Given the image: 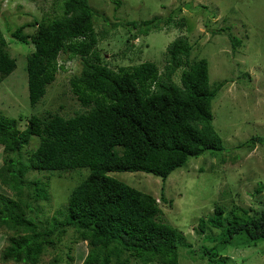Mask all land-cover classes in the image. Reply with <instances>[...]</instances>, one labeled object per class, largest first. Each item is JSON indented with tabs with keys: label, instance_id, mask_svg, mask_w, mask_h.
<instances>
[{
	"label": "trees",
	"instance_id": "1",
	"mask_svg": "<svg viewBox=\"0 0 264 264\" xmlns=\"http://www.w3.org/2000/svg\"><path fill=\"white\" fill-rule=\"evenodd\" d=\"M56 2L53 16L9 33L15 42L33 47L25 67L29 105L35 108L42 101L66 61L77 60L79 69L68 86L82 110L61 115L58 110L65 105H59L55 111L32 115L23 131L17 128V120L0 115V186L10 192L0 189V244L4 238L6 242L0 264H42L46 252L64 237H68V252L49 264L75 263L69 253L79 244L77 264H180L179 249L190 248L183 232L160 221L162 212L154 197L109 174L145 173L165 182L189 159L206 151L222 152L211 104L223 82L210 89L208 63L191 57L193 48L185 36L167 45L162 70L152 62L114 69L102 57L99 41L118 26L125 31V45L151 32L185 28L184 20L174 19L173 12L166 18L117 25L108 23L89 0ZM108 3L115 10L122 5L119 0ZM101 21L106 26L95 32ZM28 27L34 28L33 33L24 32ZM222 32L226 30L212 34ZM15 69L16 61L0 33V83ZM31 137H37L39 145L22 155ZM262 143L264 139L253 137L247 146ZM81 170L88 174L69 193L65 210L43 224L38 203L49 199L48 182L30 179L28 174ZM260 191L261 186L256 194ZM239 211L243 218L227 215L216 205L210 217L199 220L198 231L218 230L222 248L237 238L255 247L264 240V203L256 211ZM218 251L187 252L208 264H226Z\"/></svg>",
	"mask_w": 264,
	"mask_h": 264
},
{
	"label": "rangeland",
	"instance_id": "2",
	"mask_svg": "<svg viewBox=\"0 0 264 264\" xmlns=\"http://www.w3.org/2000/svg\"><path fill=\"white\" fill-rule=\"evenodd\" d=\"M119 1L122 5L116 10L108 0H89V4L110 24L141 23L155 16L166 18L173 12L174 19L184 20L185 28L151 32L125 45V31L118 26L99 41L102 57L114 69L152 62L162 70L167 45L176 38L187 37L193 48L191 57L208 63L210 89L214 90L223 82L211 110L213 127L223 141L224 150L206 151L197 159H189L184 168L174 171L165 182L145 173H111L109 176L158 200L162 212L160 221L183 232L186 243L190 244L188 249H179L180 264H208L205 258L188 254L190 250L200 252L204 248H218L219 257L226 259V264H264V240L257 241L253 247L237 238L222 248L218 230L207 229L204 234L198 231L199 220L210 217L216 205L227 215L240 214L243 218L240 209L256 211L264 203V143L247 146L250 138L264 139V0ZM55 11L56 0H0V33L16 61V69L0 83V115L17 120L20 131L26 129V121L32 115L49 109L55 111L59 105H65V109L58 110L61 115L72 116L74 111L82 110L70 96L68 86L70 76L79 69L77 60L60 61L65 70L58 72L55 82L35 108L29 105L25 67L33 47L10 37L9 31L40 22L43 17L53 16ZM104 25L102 21L97 22L95 32ZM221 28L226 33L212 34ZM33 31L30 27L24 30L28 34ZM179 75L180 71L174 77L177 83ZM38 145L39 139L31 137L21 154H30ZM1 155L0 148V165ZM87 174V170L28 174L30 179L48 182L49 199L38 203L43 224L53 214L65 210L69 193ZM260 186L261 191L256 194ZM0 189L10 194L1 186ZM67 238L46 252L42 264H49L55 256L62 255L64 259L69 246ZM4 239L2 246L6 244ZM80 246H72L69 253L76 259L73 264H77ZM130 264L137 263L131 261Z\"/></svg>",
	"mask_w": 264,
	"mask_h": 264
},
{
	"label": "clouds",
	"instance_id": "3",
	"mask_svg": "<svg viewBox=\"0 0 264 264\" xmlns=\"http://www.w3.org/2000/svg\"><path fill=\"white\" fill-rule=\"evenodd\" d=\"M156 203L158 204V200L156 199ZM152 264H155V263H152Z\"/></svg>",
	"mask_w": 264,
	"mask_h": 264
},
{
	"label": "crops",
	"instance_id": "4",
	"mask_svg": "<svg viewBox=\"0 0 264 264\" xmlns=\"http://www.w3.org/2000/svg\"><path fill=\"white\" fill-rule=\"evenodd\" d=\"M2 247H3L2 244H0V249H1Z\"/></svg>",
	"mask_w": 264,
	"mask_h": 264
}]
</instances>
